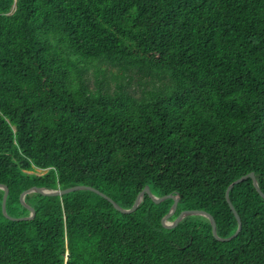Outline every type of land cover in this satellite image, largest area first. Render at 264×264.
<instances>
[{
    "label": "trees",
    "instance_id": "1",
    "mask_svg": "<svg viewBox=\"0 0 264 264\" xmlns=\"http://www.w3.org/2000/svg\"><path fill=\"white\" fill-rule=\"evenodd\" d=\"M251 171L264 193V0H0L7 214L33 185L122 208L148 185L227 237ZM228 196L241 231L218 240L201 214L162 226L171 198L30 192L33 219L0 209V264H264V197Z\"/></svg>",
    "mask_w": 264,
    "mask_h": 264
},
{
    "label": "water",
    "instance_id": "2",
    "mask_svg": "<svg viewBox=\"0 0 264 264\" xmlns=\"http://www.w3.org/2000/svg\"><path fill=\"white\" fill-rule=\"evenodd\" d=\"M246 177H250L251 178V181H252L255 189L264 197V193L259 189L257 181H256V177H255V175H254V173L252 171L248 172V173H246L244 175L239 176L238 178L233 180L231 183H229V185L225 189V199H226L230 209L232 210L234 216L237 219L238 226H237L236 231L233 234H231L230 236H227V237H220V236L217 235V233H216V223H215V220H214L213 216L209 212H207V211H205L203 209H199V208L181 209V210H179L176 213V216L174 217L173 220H169V217L171 215H173L175 213L176 209H177L178 196L176 194H172V193H167V194H162V195L157 196V195L153 194L150 191L148 185H145L137 193V195H136L131 207H129V208L120 207L119 205H117V203L114 200H112L105 193L99 191L98 189H96L95 187L90 186V185L75 184V185H71V186H68V187H65V188H55V189L40 188V187H37V186L33 185V186H30V187L22 190L20 192V194H19V201L22 204V206L26 210H28L29 214L26 215V216H10L9 214H7V212L5 210V203H6V198H7V194H8V187L5 184L0 183V188L3 189L0 209H1V213L8 219H11V220H31V219H33V217L35 215V210L32 207H30V206L25 204V202H24V195L25 194L30 193V192H36V193L43 194V195H61V194H64V193H67V192H70V191L76 190V189H88V190L95 191L96 193H98V194L102 195L103 197H105L106 199H108L114 205V207L117 210H119L120 212L129 213V212H132V211L135 210V208L138 206L139 202L141 201V199L143 197V194L146 193L149 196V198L153 202H156V203L162 201L165 198L173 199V203H172L169 211L160 220V223H161L162 226L167 227V228L174 227L185 215L201 214V215H203V216H205V217H207L209 219L210 225H211V233L214 236V238H216L218 240H230V239L234 238L241 231V220H240V217H239L237 211L235 210L233 204L231 203V201L229 199L228 192H229V190L232 188V186L234 184L239 183L240 181H242ZM167 221H169V222H167Z\"/></svg>",
    "mask_w": 264,
    "mask_h": 264
},
{
    "label": "rangeland",
    "instance_id": "3",
    "mask_svg": "<svg viewBox=\"0 0 264 264\" xmlns=\"http://www.w3.org/2000/svg\"><path fill=\"white\" fill-rule=\"evenodd\" d=\"M112 70H115V68H112ZM136 79H134V81H135ZM46 170L45 169H39V168H37V169H35L34 171H33V173H35V174H42L43 172H45ZM29 173L30 172H32V171H28ZM167 222H169V221H167Z\"/></svg>",
    "mask_w": 264,
    "mask_h": 264
}]
</instances>
